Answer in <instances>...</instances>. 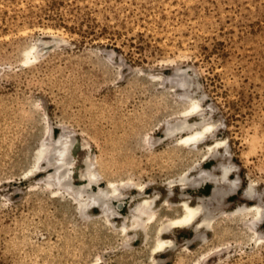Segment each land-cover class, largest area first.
<instances>
[{
  "label": "rangeland",
  "instance_id": "obj_1",
  "mask_svg": "<svg viewBox=\"0 0 264 264\" xmlns=\"http://www.w3.org/2000/svg\"><path fill=\"white\" fill-rule=\"evenodd\" d=\"M50 35L56 45L26 64L23 51ZM176 72L199 84L202 106L218 122L214 138L230 150L238 187L222 206L254 203L243 196L249 183L264 203V0H0V264L143 259L140 241L125 246L58 209L47 189L33 190L50 168L32 178L22 171L45 123L55 137L67 131L88 145L101 185L131 178L153 192L195 160L159 125L181 97L151 77L168 84ZM215 165L208 158L198 169ZM211 190L204 184L185 193ZM130 204L127 197L123 214ZM209 235L197 246L187 243L191 230H179L176 250L159 255V264H264V241L247 240L227 217Z\"/></svg>",
  "mask_w": 264,
  "mask_h": 264
},
{
  "label": "bare ground",
  "instance_id": "obj_2",
  "mask_svg": "<svg viewBox=\"0 0 264 264\" xmlns=\"http://www.w3.org/2000/svg\"><path fill=\"white\" fill-rule=\"evenodd\" d=\"M48 38L50 41L42 38L23 51L26 64L37 61L56 45L55 36ZM151 79L156 80L157 86L175 89L181 97V107L159 125L164 139L172 141L185 156L195 158L190 165L157 184L151 193L145 185L131 178L108 180L101 185L105 178L88 145L67 131L55 137L52 126L43 123L38 128L37 141L24 162L22 174L32 178L39 170L50 168L44 177L36 179L41 185L33 190L47 189L58 209L90 227L120 237L125 246L140 241L143 259L137 264H159V255L176 250L175 238L179 230H191L194 234L187 243L193 241L198 246L208 242L215 224L226 217L243 228L247 240L261 244L264 241V231L260 229L264 222V203L253 183L244 188L243 196L255 200L254 203L244 202L229 209L222 206L227 195L238 187V179L231 177L234 164L228 158L227 142L214 138L218 122L209 118L202 106L205 95L199 91V84L179 72L168 79V84L158 76ZM194 115L200 118L191 120ZM209 138L214 141L208 143ZM208 158L217 160V165L213 170L203 167L199 170L201 162ZM78 181L82 184L77 185ZM204 184L212 185L208 196L193 197L185 193L189 187ZM96 185L98 189L94 188ZM127 197L131 198L130 209L128 214H123ZM115 202H118L117 208Z\"/></svg>",
  "mask_w": 264,
  "mask_h": 264
}]
</instances>
